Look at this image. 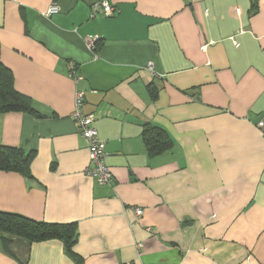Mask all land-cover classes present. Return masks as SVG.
Returning <instances> with one entry per match:
<instances>
[{
    "label": "crops",
    "instance_id": "1",
    "mask_svg": "<svg viewBox=\"0 0 264 264\" xmlns=\"http://www.w3.org/2000/svg\"><path fill=\"white\" fill-rule=\"evenodd\" d=\"M95 2L0 0L1 62L40 115L0 116V142L34 153L32 178L0 170V211L77 223L82 264H264V0ZM76 91L108 184L87 174ZM150 124L172 143L155 155ZM0 264L77 263L8 234Z\"/></svg>",
    "mask_w": 264,
    "mask_h": 264
},
{
    "label": "trees",
    "instance_id": "2",
    "mask_svg": "<svg viewBox=\"0 0 264 264\" xmlns=\"http://www.w3.org/2000/svg\"><path fill=\"white\" fill-rule=\"evenodd\" d=\"M11 111H27L38 115L28 97L16 90L14 75L4 66L0 58V116ZM145 137L152 155L164 152L172 144L166 132L153 124L146 127ZM33 157L32 151L26 152L19 147L4 145L0 142V170L17 171L32 178L30 166ZM8 234L20 236L31 243L60 239L68 255L77 264L83 262L82 257L74 251L78 241V226L75 222L49 223L17 213L0 211V241L7 238Z\"/></svg>",
    "mask_w": 264,
    "mask_h": 264
},
{
    "label": "built area",
    "instance_id": "3",
    "mask_svg": "<svg viewBox=\"0 0 264 264\" xmlns=\"http://www.w3.org/2000/svg\"><path fill=\"white\" fill-rule=\"evenodd\" d=\"M118 0H96L93 4V11L100 10L104 15H114L118 11ZM57 5H53L48 10V14L58 12ZM96 13L92 12V17ZM98 38H90L89 45L96 47ZM153 62L148 63V68L153 70ZM77 65L71 64L70 73L73 75L76 73ZM84 105V92L76 91L75 94V108L72 112V118L74 119L77 129L82 137L88 143L89 146V158L90 163L87 168V174L95 178L100 184H108L114 179V173L111 167L107 163L106 142L99 136V131L96 126L95 117L93 114L85 113L83 109ZM262 133L264 134V120H260L258 123ZM143 209L136 208L137 216L142 215Z\"/></svg>",
    "mask_w": 264,
    "mask_h": 264
}]
</instances>
